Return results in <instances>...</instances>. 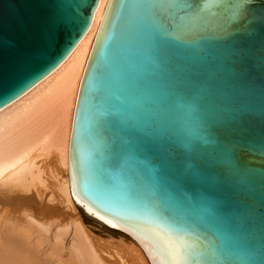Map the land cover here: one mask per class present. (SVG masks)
I'll return each mask as SVG.
<instances>
[{"label": "water", "instance_id": "95a60500", "mask_svg": "<svg viewBox=\"0 0 264 264\" xmlns=\"http://www.w3.org/2000/svg\"><path fill=\"white\" fill-rule=\"evenodd\" d=\"M99 0H0V109ZM70 186L151 264H264V0H109L78 89Z\"/></svg>", "mask_w": 264, "mask_h": 264}, {"label": "bare ground", "instance_id": "6f19581e", "mask_svg": "<svg viewBox=\"0 0 264 264\" xmlns=\"http://www.w3.org/2000/svg\"><path fill=\"white\" fill-rule=\"evenodd\" d=\"M108 3L99 0L56 69L0 109V264H151L131 234L80 208L70 186L78 89ZM79 209L118 237L95 234Z\"/></svg>", "mask_w": 264, "mask_h": 264}, {"label": "rangeland", "instance_id": "374dc122", "mask_svg": "<svg viewBox=\"0 0 264 264\" xmlns=\"http://www.w3.org/2000/svg\"><path fill=\"white\" fill-rule=\"evenodd\" d=\"M81 217L87 227H89L95 234L107 238L109 235L118 237V233L112 231L108 227L104 226L103 224L98 223L92 217L87 215L82 209H79Z\"/></svg>", "mask_w": 264, "mask_h": 264}]
</instances>
